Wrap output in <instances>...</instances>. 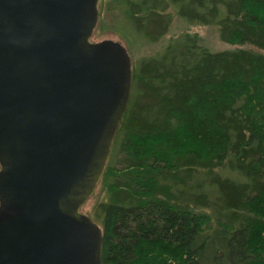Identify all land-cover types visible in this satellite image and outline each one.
Segmentation results:
<instances>
[{"label":"trees","instance_id":"16d2710c","mask_svg":"<svg viewBox=\"0 0 264 264\" xmlns=\"http://www.w3.org/2000/svg\"><path fill=\"white\" fill-rule=\"evenodd\" d=\"M169 7L241 48L183 34L133 67L105 198L85 213L102 229V264H264V0L118 8L156 42L171 27Z\"/></svg>","mask_w":264,"mask_h":264},{"label":"water","instance_id":"95a60500","mask_svg":"<svg viewBox=\"0 0 264 264\" xmlns=\"http://www.w3.org/2000/svg\"><path fill=\"white\" fill-rule=\"evenodd\" d=\"M99 0H0V264H102L82 210L127 112L132 60Z\"/></svg>","mask_w":264,"mask_h":264},{"label":"rangeland","instance_id":"374dc122","mask_svg":"<svg viewBox=\"0 0 264 264\" xmlns=\"http://www.w3.org/2000/svg\"><path fill=\"white\" fill-rule=\"evenodd\" d=\"M122 0H99L98 26L93 34L92 41L99 42L102 40H114L124 44L130 54L132 67L139 65L142 58L156 56L164 50L169 40L182 36L183 34H191L198 36L202 42L212 50H226L241 48L236 44L223 43L218 31L213 26L191 25L180 18L172 7H169L166 14L172 15L171 27L164 37L159 38L156 42L148 41V36H143L133 25L123 21V13L118 8ZM126 28V30H124ZM130 38L127 41L123 35ZM130 40H132L130 42ZM142 40V41H141ZM121 135V131L118 134ZM115 149V148H114ZM107 189L103 184H99L95 194L83 208V212L90 214L96 204L103 201Z\"/></svg>","mask_w":264,"mask_h":264},{"label":"flooded vegetation","instance_id":"af4514ba","mask_svg":"<svg viewBox=\"0 0 264 264\" xmlns=\"http://www.w3.org/2000/svg\"><path fill=\"white\" fill-rule=\"evenodd\" d=\"M99 20V19H98ZM97 26H98V24H97ZM97 28V27H96ZM96 30V29H95Z\"/></svg>","mask_w":264,"mask_h":264}]
</instances>
